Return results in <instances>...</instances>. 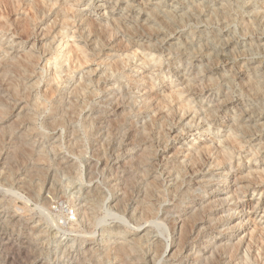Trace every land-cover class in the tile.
I'll list each match as a JSON object with an SVG mask.
<instances>
[{"label": "rangeland", "instance_id": "obj_1", "mask_svg": "<svg viewBox=\"0 0 264 264\" xmlns=\"http://www.w3.org/2000/svg\"><path fill=\"white\" fill-rule=\"evenodd\" d=\"M13 1L0 0V103L9 108L8 116L0 113L7 117L0 121V264H167L169 252L158 256L153 249L178 237L171 224L178 213L187 217L188 230L211 216L204 227L221 226L218 240L238 231L235 241L244 242L228 259L234 264H264V0ZM25 21L26 35L19 26ZM100 24L112 25L110 36ZM43 32L49 35L41 37ZM27 50L39 55L37 64L24 76L9 77L10 61ZM76 86H85L82 93ZM149 92L155 100L144 107ZM114 111L113 125L99 119ZM194 146L225 153L237 183L218 186L216 175L230 165L214 170L215 154L204 155L206 162L199 160L188 174L185 162ZM146 148L147 163L130 164L127 157ZM104 165L114 172H104ZM204 174L213 183L191 191L192 205L218 186L216 194L226 189L229 206L185 208L177 184L185 188ZM117 175L124 182L118 191L112 189ZM237 187L239 201L232 200ZM204 239L189 241L193 253ZM187 261L181 255L173 263Z\"/></svg>", "mask_w": 264, "mask_h": 264}, {"label": "bare ground", "instance_id": "obj_2", "mask_svg": "<svg viewBox=\"0 0 264 264\" xmlns=\"http://www.w3.org/2000/svg\"><path fill=\"white\" fill-rule=\"evenodd\" d=\"M4 1V0H3ZM5 1H7V3L9 2V1H13V0H5ZM36 2V1H35ZM34 2V3H35ZM138 2V1H137ZM5 3V2H4ZM12 3H15V1H13ZM12 3H10V4H12ZM37 3V2H36ZM3 4V3H2ZM9 4V5H10ZM39 4V3H38ZM16 5H17V3H16ZM42 5V4H41ZM40 5V6H41ZM15 6V5H14ZM34 7H35V5H33ZM39 6V5H38ZM37 6V7H38ZM102 6V5H101ZM10 7V6H9ZM36 7V8H37ZM44 7V6H43ZM42 7V8H43ZM35 8V9H36ZM45 8V7H44ZM207 8V7H206ZM10 9H12V8H10ZM15 9H16V6H15ZM14 9V10H15ZM33 8H31V10H32ZM39 9V8H38ZM36 11H37V9H36ZM9 13V12H8ZM35 13V12H34ZM37 13V12H36ZM39 13V12H38ZM2 14V13H1ZM10 14V13H9ZM34 15V14H33ZM37 15V14H36ZM30 16V15H29ZM32 16V15H31ZM30 16V17H31ZM38 16V15H37ZM25 17V16H24ZM61 17V16H60ZM60 17H58V18H60ZM149 17V16H148ZM229 17V16H228ZM256 17V16H255ZM257 17H259V16H257ZM26 18V17H25ZM33 18L34 17H32V20H33ZM260 18V17H259ZM1 19H2V17H1ZM18 19H20V17H18ZM22 19V18H21ZM88 19V18H87ZM157 19V18H156ZM161 19V18H160ZM254 19V18H253ZM258 19V18H257ZM24 20V19H23ZM31 20V19H30ZM84 20V19H83ZM89 20V19H88ZM121 20V19H120ZM2 21V20H1ZM12 21V20H11ZM16 22L18 21V20H15ZM94 21V20H93ZM159 21V20H158ZM254 21V20H253ZM20 22V21H19ZM22 22V21H21ZM26 22V21H25ZM89 22V21H88ZM96 22V21H95ZM119 22V21H118ZM173 22V21H172ZM258 24V26L260 25L261 26V24H260V21L258 20V21H256ZM1 23H3V22H0V24ZM24 23V22H23ZM22 23V25L23 26H21V24L19 25L21 28L22 27H24L23 29H24V34L26 35V32L28 33V32H30V31H26L28 28H29V25H28V23L26 22V25L25 24H23ZM56 23V22H55ZM96 23H99V22H96ZM121 23V22H120ZM248 23V22H247ZM9 24H10V22H9ZM12 24H13V22H12ZM64 24H66V23H64ZM69 24V23H68ZM67 24V25H68ZM90 29H92V28H95V27H93L94 25H95V23H92V21H90ZM102 24V23H101ZM98 25L99 26V29H101V31L102 32H105V34H107L108 32L110 33V32H112L113 31V29H111L110 27L112 26V25H110L109 27H107L108 25L107 24H105V25H107V26H105V25ZM104 24V23H103ZM110 24V23H109ZM31 25V24H30ZM53 25V24H52ZM51 25V26H52ZM70 25V24H69ZM7 26V25H6ZM5 26V27H6ZM64 26V25H63ZM87 26V25H86ZM91 26H92V28H91ZM125 26V25H124ZM246 27H247V25H245ZM250 26V25H249ZM253 26V25H252ZM263 26V25H262ZM3 27V26H2ZM10 27H11V25H10ZM256 27V26H255ZM46 28V27H45ZM52 28V27H51ZM97 28V27H96ZM115 28V27H114ZM131 28H135V27H131ZM136 28H137V26H136ZM31 29V28H30ZM29 29V30H30ZM49 30H50V28H48ZM89 29V28H88ZM89 29V30H90ZM251 29V28H250ZM258 29V28H257ZM259 29H260V27H259ZM264 29V28H263ZM2 30V29H1ZM5 30V29H4ZM45 30V29H44ZM43 30V31H44ZM53 30V29H52ZM61 30H62V27H61ZM94 30V29H93ZM112 30V31H111ZM115 30V29H114ZM253 30H255V29H253ZM26 31V32H25ZM46 31H48V30H46ZM51 31V30H50ZM49 31V32H50ZM97 31V30H96ZM250 31V30H249ZM249 31H248V33H249ZM7 32V31H6ZM45 32V31H44ZM43 32V34L41 35V37H43V36H46L47 37V34H48V32H46V33H44ZM90 32H91V30H90ZM95 32V31H94ZM94 32H92V33H94ZM102 32H101V34H102ZM244 32H247V30L246 31H244ZM252 32V31H251ZM255 32V31H254ZM14 33V32H13ZM23 33V32H22ZM89 33V32H88ZM108 33V34H109ZM21 34V33H20ZM95 34H97V33H95ZM111 34V33H110ZM110 34H109V36H110ZM244 34V33H243ZM18 35V34H17ZM49 35V34H48ZM115 35V34H114ZM170 35V34H169ZM175 35V34H174ZM29 36V35H28ZM101 36V35H100ZM112 36V35H111ZM148 36V35H147ZM168 36V35H167ZM20 37H22V36H20ZM34 37V36H33ZM142 37V36H141ZM88 38V37H87ZM103 38V37H102ZM106 38V37H105ZM108 39H109V37H107ZM26 39V38H25ZM42 39V38H41ZM104 39V38H103ZM111 39V38H110ZM163 39V38H162ZM165 39H166V37H165ZM45 40V39H44ZM91 41V40H90ZM105 42H106V40H104ZM112 41V40H111ZM36 42V41H35ZM21 43V42H20ZM135 43H136V41H135ZM34 44V43H33ZM44 46V43L43 44H41L40 46ZM47 45V44H46ZM50 45V44H49ZM175 45V44H174ZM119 46V45H118ZM155 46V45H154ZM51 47V46H50ZM122 47V46H121ZM178 47V46H177ZM180 47V46H179ZM43 48V47H42ZM83 48V47H82ZM115 48V47H114ZM204 48V47H203ZM202 48V49H203ZM122 49V48H121ZM157 49V48H156ZM175 49H177V48H175ZM30 50H35L34 48H32V49H30ZM44 50V49H43ZM119 50V49H118ZM171 50V49H170ZM33 51H29L28 52V50L27 51H25V53H21V54H19V56H16V58H12V59H15V60H13L12 62L10 61V64H8L9 62V60H6L8 63V65H10L9 66V72L11 73V75L9 76V77H16V76H22L23 74L22 73H25V74H27V71H28V69H32V67H34V65H36L37 64V59L39 58L38 56H36V52H35V54H34V52ZM50 51H51V49H50ZM180 51V50H179ZM23 52H24V50H23ZM45 53L47 52V51H44ZM78 53V52H77ZM76 53V54H77ZM8 54H9V51H8ZM15 54V53H14ZM45 55V54H44ZM4 56V55H3ZM79 56V55H78ZM78 56H76V58H78ZM97 56V55H96ZM224 56V55H223ZM80 57V56H79ZM219 57V56H218ZM221 57V56H220ZM5 58V57H4ZM80 59H81V57H80ZM221 59V58H220ZM11 60V59H10ZM217 60V59H216ZM4 61V60H3ZM114 61V60H113ZM115 63V62H114ZM113 64V63H112ZM1 65V64H0ZM115 65V64H114ZM6 66V65H5ZM109 67H110V65H109ZM120 68V67H119ZM30 69V70H31ZM117 69V68H116ZM123 70V69H122ZM7 71H8V69H7ZM36 71V70H35ZM9 73V74H10ZM1 74V73H0ZM30 74V72H28V75ZM32 74V73H31ZM31 74L29 75V76H31ZM1 76V75H0ZM5 76V75H4ZM24 76V75H23ZM27 76V75H26ZM3 77V76H2ZM8 77V78H9ZM5 78L7 79V77L5 76ZM11 79V78H10ZM213 79V78H212ZM14 79H12V81H13ZM17 80V79H16ZM6 81V80H5ZM6 83H7V81H6ZM23 83V82H22ZM140 83V82H139ZM197 84V83H196ZM248 84V83H247ZM5 85V84H4ZM9 85V84H8ZM17 85H18V83H17ZM24 85V84H23ZM79 85H81V84H79ZM135 85V84H134ZM194 85V84H193ZM251 84H249V86H250ZM10 86V85H9ZM12 86V85H11ZM11 86H10V88H11ZM21 86V85H20ZM25 86V85H24ZM188 86V85H187ZM190 86V85H189ZM14 87V86H13ZM13 87H12V89H13ZM16 87V86H15ZM81 88L83 87V86H80ZM80 87H79V89H78V86H76V88H75V90H77L76 91V93H82L81 91H82V89H80ZM85 87V86H84ZM83 87V88H84ZM111 87V86H110ZM140 87V86H139ZM193 87V86H192ZM201 87H202V85H201ZM250 87H252V86H250ZM249 87V88H250ZM3 88H4V86H3ZM17 88V87H16ZM103 88V87H102ZM105 88V87H104ZM103 88V89H104ZM149 88V87H148ZM200 88V87H199ZM198 88V89H199ZM255 88V87H254ZM253 88V89H254ZM18 89V88H17ZM153 89V88H152ZM195 89V88H194ZM11 90V89H10ZM26 90H28V89H26ZM25 90V91H26ZM74 90V89H73ZM140 90V89H139ZM154 90V89H153ZM200 90V89H199ZM201 90H202V88H201ZM204 90V89H203ZM84 91V90H83ZM116 91V90H115ZM115 91H113L114 92V94H116L115 93ZM125 91V90H124ZM145 91V90H144ZM151 91V90H150ZM196 91H198V90H196ZM10 92V91H9ZM9 92L7 93V94H9ZM203 92V91H202ZM12 93V95H15L17 92H16V89L15 90H13V92H11ZM104 93V92H103ZM148 93V92H147ZM156 93V92H155ZM5 93H3V94H0V100H2V98L4 97L3 95H4ZM110 94H111V92H110ZM110 94H108L109 95V98L111 97L110 96ZM114 94H111V95H114ZM152 92L150 93L149 92V94H147L148 95V97H146L145 98V103H144V105H146V106H144V107H147V105H150V103H151V101H152V99H154L153 98V96H154V94H153V96H152ZM79 95V94H78ZM120 96H122V94H119ZM132 95V94H131ZM156 95H158V94H155V96ZM11 96V95H10ZM9 96V97H10ZM16 96H17V94H16ZM76 96V95H75ZM115 96V95H114ZM114 96H112V98H110L109 100H111V99H113V97ZM117 96H118V94H117ZM116 96V97H117ZM124 97H126V95L124 94L123 95ZM122 96V97H123ZM159 96V95H158ZM14 97V96H13ZM64 97H66V96H64ZM128 97V96H127ZM12 98V97H11ZM156 98H157V96H156ZM229 98V97H228ZM15 99V98H14ZM61 99V98H60ZM121 99V98H120ZM127 99V98H126ZM128 99H129V97H128ZM158 99V98H157ZM108 100V99H107ZM106 100V101H107ZM116 100H119V99H115V101ZM123 100V99H122ZM143 100V99H142ZM155 100V99H154ZM160 100V99H159ZM5 101H7V100H5ZM4 101V102H5ZM71 101H74V100H71ZM162 101V100H161ZM160 101V102H161ZM164 101V100H163ZM226 101V100H225ZM229 101V100H228ZM65 102V101H64ZM63 102V103H64ZM111 102V101H110ZM113 102V101H112ZM123 102V101H122ZM130 102H131V100H130ZM134 102V101H133ZM9 103V102H8ZM13 103H15V102H13ZM74 103H76V102H74ZM118 103V102H117ZM132 103V102H131ZM225 103V102H224ZM7 104V103H6ZM135 104V105H134ZM133 105L134 106H136V104H137V102L136 103H134ZM9 105H11V104H9ZM15 105H16V103H15ZM15 105H13V107L15 106ZM62 105V104H61ZM106 105V104H105ZM107 105H108V102H107ZM118 105H119V103H118ZM124 105V104H123ZM126 105V104H125ZM131 105V104H130ZM138 105V104H137ZM58 106V105H57ZM133 106V107H134ZM143 106H142V109H143ZM10 107V106H9ZM68 107V106H67ZM73 107V106H72ZM72 107H70V108H72ZM116 107H117V105H116ZM155 107H157V106H155ZM235 107V106H234ZM10 108H12V107H10ZM14 108H16V107H14ZM23 108V107H22ZM55 108V107H54ZM69 108V107H68ZM69 108V109H70ZM131 108V107H130ZM154 108V107H153ZM158 108V107H157ZM72 109H75V106H74V108H72ZM138 109H139V107H138ZM148 109V108H147ZM146 109V110H147ZM150 109V108H149ZM184 109V108H183ZM16 110V109H15ZM54 110V109H53ZM118 110V109H117ZM135 110V109H134ZM137 110V109H136ZM141 110V109H140ZM159 110V109H158ZM157 110V111H158ZM0 113L2 114V115H4V117H5V115L9 112V108H8V106H3L2 107V105H1V103H0ZM11 111V110H10ZM74 111V110H73ZM113 111V110H112ZM143 111V110H142ZM149 111V110H148ZM160 111V110H159ZM59 112V111H58ZM117 112V111H116ZM116 112L114 111L113 113H111V114H108V115H105V116H102V115H104V114H101L100 115V117H99V119L101 118L102 120H107L108 121V123L111 125V123H112V120L113 119H110L111 117H114L115 115H116ZM133 112V111H132ZM156 112V111H155ZM61 113V112H60ZM130 113V112H129ZM128 113V114H129ZM157 113V112H156ZM0 114V115H1ZM98 114V113H97ZM120 114V113H119ZM124 114H126V112L124 113ZM123 114V115H124ZM137 114V113H136ZM1 115V116H2ZM55 115V114H54ZM96 115V114H95ZM122 115V114H121ZM141 115V114H140ZM161 115V114H160ZM6 116H8V114L6 115ZM94 116V115H93ZM132 116V115H131ZM252 116V115H251ZM23 117V116H22ZM116 117V116H115ZM122 117V116H121ZM124 117H126V115H124ZM129 116H127V118H128ZM137 117V116H136ZM7 118V117H6ZM6 118H0V121L2 120L3 121V119L5 120ZM18 118V117H17ZM20 118V117H19ZM18 118V119H19ZM94 118V117H93ZM92 118V119H93ZM95 118H96V116H95ZM118 118H119V116H118ZM123 118V117H122ZM126 118V119H127ZM89 119V118H88ZM91 119V120H92ZM117 119V118H116ZM119 119H121V118H119ZM7 120V119H6ZM21 120V119H20ZM90 120V119H89ZM118 120V119H117ZM128 120V119H127ZM152 120V119H151ZM93 121V120H92ZM97 121V120H96ZM95 121V122H96ZM114 121V120H113ZM135 121V120H134ZM7 122V121H6ZM99 122V121H98ZM120 122V121H119ZM122 122V121H121ZM126 122V121H125ZM129 122H130V120H129ZM139 122V121H138ZM145 122V121H144ZM1 123V122H0ZM114 123V122H113ZM113 123H112V125H113ZM117 123V122H116ZM115 123V124H116ZM128 123V122H127ZM155 123V122H154ZM95 124V123H94ZM147 124V123H146ZM119 125V124H118ZM136 125V124H135ZM3 126H4V124H3ZM2 126V127H3ZM100 126V125H99ZM107 126H109V125H107ZM137 126V125H136ZM124 127V126H123ZM134 127V126H133ZM143 127H144V125H143ZM142 127V128H143ZM147 127H149V126H147ZM152 127V126H151ZM1 128V127H0ZM109 128H111V127H109ZM122 128V127H121ZM130 128V127H129ZM131 128H132V126H131ZM137 128V127H136ZM145 128V127H144ZM150 128V127H149ZM2 129V128H1ZM112 129V128H111ZM128 129V128H127ZM105 130V129H104ZM122 130V129H121ZM140 130V129H139ZM144 130H146V129H144ZM151 130V129H150ZM73 131H75V130H73ZM126 131V130H125ZM142 131V130H141ZM127 132V131H126ZM126 132H124L125 133V136L127 135L126 134ZM145 132V131H144ZM147 132H149V131H147ZM116 133H118V132H116ZM128 133V132H127ZM142 133V132H141ZM76 134V133H75ZM74 134V135H75ZM101 134V133H100ZM109 134V133H108ZM146 134V133H145ZM98 135V134H97ZM106 135H107V133H106ZM113 135V134H112ZM112 135H110V137L112 136ZM118 135H120L119 133H118ZM102 136V135H101ZM122 136H124V135H122ZM121 136V137H122ZM135 136H137L136 134H135ZM143 136V135H142ZM150 136V135H149ZM118 137V136H117ZM72 138V137H71ZM102 138V137H101ZM126 138V137H125ZM137 138V137H136ZM140 138V137H139ZM143 138V137H142ZM144 138H146V137H144ZM23 139V138H22ZM106 139V138H105ZM72 140V139H71ZM75 140H77V139H75ZM123 140V139H122ZM134 140V139H133ZM148 140V139H147ZM150 140V139H149ZM126 141V140H125ZM130 141V140H129ZM137 141V140H136ZM105 142V141H104ZM133 142V141H132ZM126 143V142H125ZM130 143V142H129ZM153 143V142H152ZM17 144V143H16ZM76 144V143H75ZM144 144V143H143ZM20 145V144H19ZM192 145V144H191ZM194 145V144H193ZM13 146V145H12ZM15 146V145H14ZM22 146V145H21ZM135 146V145H134ZM154 147V146H153ZM193 147V146H192ZM205 147V146H204ZM14 148V147H13ZM151 148V147H150ZM194 148H195V150H196V153H195V155L193 156V155H191L192 153H194L195 151H192V153L189 155L190 157H188L187 155V157H188V159H186L187 161L185 162L186 163V172L188 173V171H190L191 172V170L194 172L195 170H194V168H195V166L199 163V164H201L200 162H201V159L203 160V156L205 155L206 156V154H210V156L209 157H213V155L214 156H216V159H218L219 160V162L217 163L216 162V164L214 165V167H213V169L214 170H217V169H219V167H221L222 168V166L224 167V166H227V165H230V159H229V157L227 158V156H225L224 154H222V152L221 151H219L218 149L216 150V149H214V148H212V146H210V148H207V146H206V148H201V146L200 147H195L194 146ZM9 149V148H8ZM12 149V148H11ZM119 149V148H118ZM149 149V148H148ZM16 150V149H15ZM216 150V151H215ZM152 151V150H151ZM154 151V150H153ZM7 152V151H6ZM117 152V151H116ZM141 154L139 153V154H137L138 153V151H137V153L136 154H134L133 156H128L127 157V159L130 157V160H129V162H130V164H131V162H134L135 161V163H137V161H138V163H139V160H140V163H139V166L140 165H142V164H145V163H147V159H148V156H149V152H148V150H147V148L146 149H143V150H141ZM215 152V153H214ZM16 153V152H15ZM131 153V152H130ZM190 153V152H189ZM188 153V154H189ZM13 154V153H12ZM133 154V153H132ZM156 154V153H155ZM154 154V155H155ZM208 154V155H209ZM213 154V155H212ZM15 155V154H14ZM7 156H8V154H7ZM106 156V155H105ZM105 156H104V158H105ZM153 156V155H152ZM186 156H185V158H186ZM191 156H193V157H191ZM94 157V156H93ZM92 157V158H93ZM99 157V156H98ZM107 157V156H106ZM157 157V156H156ZM124 158V157H123ZM100 159V158H99ZM160 159V158H159ZM206 159H207V157H206ZM212 159V158H211ZM150 160V159H149ZM163 160V159H162ZM200 160V162H198ZM205 160V159H204ZM203 160V161H204ZM102 161V160H101ZM127 161V160H126ZM151 161V160H150ZM145 162V163H144ZM161 162V161H160ZM176 162V161H175ZM182 162V161H181ZM205 162H206V160H205ZM212 162V161H211ZM94 163V162H93ZM97 163V162H96ZM95 163V164H96ZM137 163V164H138ZM150 163H152V162H150ZM204 163V162H203ZM107 164V163H106ZM129 164V163H128ZM134 164V163H133ZM152 164H154V163H152ZM157 164V163H156ZM198 164V165H199ZM166 165V164H165ZM205 165V164H204ZM213 165V164H212ZM211 165V166H212ZM92 166H93V164H92ZM104 166H106L105 168L106 169H104V172L105 171H107V172H109V171H111L112 169L111 168H109V166H107V165H104ZM103 166V167H104ZM120 166V165H119ZM134 166V165H133ZM132 166V167H133ZM144 166V165H143ZM154 166H157V165H154ZM203 166V165H202ZM211 166H210V168H211ZM158 167V166H157ZM174 167V166H173ZM194 167V168H193ZM209 167V166H208ZM92 168H94V167H92ZM116 168V167H115ZM138 168V167H137ZM177 168H179V167H177ZM182 168V167H181ZM196 168H198V167H196ZM231 168H232V166L230 165L227 169H226V171H225V175H216V177L218 178V181H217V183H219L220 185H218V186H222V188H226V186H227V183H229V181H230V185H232L233 183L234 184H236L237 183V180L235 179V174H232L231 173ZM173 169H175V168H173ZM180 169V168H179ZM206 169H207V167H206ZM138 170H139V168H138ZM138 170H136V171H138ZM146 170H148V169H146ZM149 170H151V169H149ZM153 170V169H152ZM171 170V169H170ZM176 170V169H175ZM178 170V169H177ZM184 170V169H183ZM182 170V171H183ZM200 170V169H199ZM202 170V169H201ZM211 170V169H210ZM90 171V170H89ZM96 171V170H95ZM113 172H114V170H112ZM143 171V170H142ZM163 171V170H162ZM91 172V171H90ZM102 172V171H101ZM141 172V171H140ZM144 172V171H143ZM146 172V171H145ZM160 172V171H159ZM167 172V171H166ZM192 172V174H194V175H196L195 173H193ZM199 172V171H198ZM92 173V172H91ZM118 173H120V172H118ZM203 173V172H202ZM101 174V173H100ZM117 174V173H116ZM131 174V173H130ZM163 174V173H162ZM168 174V173H167ZM189 174V173H188ZM187 174V175H188ZM191 174V173H190ZM210 174V173H209ZM216 174V173H215ZM120 175V174H119ZM119 175H117L116 176V178H115V184L112 186V189L113 190H122V185H123V177L122 176H119ZM122 175V174H121ZM132 175V174H131ZM140 175V174H139ZM142 175H144V174H142ZM147 175V174H146ZM170 175H171V173H170ZM93 176V175H92ZM101 176V175H100ZM103 176V175H102ZM112 176V175H111ZM145 176V175H144ZM150 176V175H149ZM153 176V175H152ZM156 176H160V175H156ZM131 177V176H130ZM146 177V176H145ZM170 177V176H169ZM15 179L14 180H16L17 178L16 177H14ZM176 178V177H175ZM195 179H191V180H189L190 182L188 183L187 182V186L185 187V188H183V186H184V184H181L180 182H179V184H177L176 182V184H177V188H176V192H177V194L183 199V203L186 205V207L185 208H193V210H194V212H197V210L199 209V211L202 209V211H203V209L204 210H208V209H212V208H214V207H216L217 205H220L221 206V208H222V206L223 205H227V206H229L228 204H229V201L227 200V198H225L224 197V191H226V189H223L222 190V192L223 193H220V194H216V192H218L219 191V189L217 188L218 186H216V187H214V190L212 191V193L213 194H207L206 195V197L202 194V195H197V197L199 198V200H198V202L199 203H197V204H195V205H192V201H191V199L193 200V198L195 199V196L193 195L194 193H192L191 191H193V189L196 187L197 188V190H201V188H203V183H208V185H209V183H211V180L210 181H208L207 180V176L204 174L203 176H201V177H194ZM209 178H210V176H209ZM19 179L20 178H18L17 180L19 181ZM127 179V178H126ZM212 179V178H211ZM26 180V179H25ZM104 180V179H103ZM143 180V179H142ZM151 180V179H150ZM166 180V179H165ZM238 180H239V178H238ZM22 181H23V179H22ZM27 181V180H26ZM105 181V180H104ZM107 181V180H106ZM119 181L121 182L120 184H119ZM154 181V180H153ZM182 181V180H181ZM208 181V182H207ZM28 182V181H27ZM110 182V181H109ZM108 182V183H109ZM157 182V181H156ZM127 183V182H126ZM125 183V184H126ZM128 183H130V182H128ZM154 183H155V181H154ZM159 183V182H158ZM173 183V182H172ZM212 183H213V181H212ZM211 183V184H212ZM215 183V182H214ZM25 184V183H24ZM30 184V183H29ZM29 184H28V186H29ZM105 184V183H104ZM112 184V183H111ZM152 184V183H151ZM157 184V183H156ZM239 184V183H238ZM127 185V184H126ZM146 185H147V183H146ZM146 185H145V187H146ZM205 185V184H204ZM207 185V184H206ZM229 185V186H230ZM28 186H27V188H28ZM31 186V185H30ZM148 186H149V183H148ZM158 186V185H157ZM162 186V185H161ZM95 187V186H94ZM108 187V186H107ZM125 187V186H124ZM127 187V186H126ZM125 187V188H126ZM154 187V186H153ZM239 187V186H238ZM238 187H237V189L234 191V193H235V195L233 194L232 196H234L233 197V199L232 200H237L239 197H241V196H239V195H241V193H243V192H241V193H239L240 191H239V189H238ZM125 188H123V189H125ZM128 188V187H127ZM148 188H152V187H148ZM146 189H147V187H146ZM145 189V190H146ZM153 189V188H152ZM152 189H151V191H152ZM40 190V189H39ZM39 190H38V192H39ZM128 190V189H127ZM144 190V189H143ZM143 190H141V191H143ZM148 190H150V189H148ZM155 190V189H154ZM157 190H159V189H157ZM171 190V189H170ZM30 191V190H29ZM36 191V190H35ZM167 191H168V189H167ZM172 191H173V188H172ZM32 192V191H31ZM42 192V191H41ZM93 192V191H92ZM98 192V191H97ZM128 192V191H127ZM130 192V191H129ZM129 192L127 193V195L129 194ZM139 192V191H138ZM154 192V191H153ZM156 192V191H155ZM194 192V191H193ZM197 192V191H196ZM90 193V192H89ZM122 193V192H121ZM147 193H148V191H147ZM151 193V192H150ZM150 193H149V195H150ZM200 193V192H199ZM233 193V192H232ZM40 194V193H39ZM119 194V193H118ZM126 194V193H125ZM171 194V193H170ZM169 194V195H170ZM173 194H174V192H173ZM227 194V193H226ZM90 195V194H89ZM88 195V196H89ZM140 195V194H139ZM138 195V196H139ZM146 195V194H145ZM229 195V194H228ZM92 196V195H91ZM157 196H158V194H157ZM160 196H162V194H160ZM172 196V195H171ZM125 197V196H124ZM123 197V198H124ZM147 197V196H146ZM149 197V196H148ZM169 197V196H168ZM196 197V198H197ZM118 198V197H117ZM126 198V197H125ZM157 198V197H156ZM89 199H91L90 197H89ZM143 199V198H142ZM241 199V198H240ZM160 200H161V198H160ZM177 200V199H176ZM186 200H188V201H186ZM196 200V199H195ZM242 200V199H241ZM148 201V200H147ZM153 201V200H152ZM152 201H150V202H152ZM237 201H239V200H237ZM236 201V202H237ZM92 202V201H91ZM144 202V201H143ZM160 202V201H159ZM196 203V202H195ZM92 204V203H91ZM150 204V203H149ZM148 204V205H149ZM156 204V203H155ZM160 204V203H159ZM236 204V203H235ZM237 204H238V202H237ZM236 204V205H237ZM148 205H147V207H148ZM151 205V204H150ZM153 205V204H152ZM85 206V205H84ZM86 206H87V204H86ZM95 206V205H94ZM140 206V205H139ZM141 207V206H140ZM139 207V208H140ZM178 207V206H177ZM237 207V206H236ZM240 207H242L241 205H240ZM93 208H95V207H93ZM146 208V207H145ZM157 208V207H156ZM164 208V207H163ZM191 208V209H192ZM231 208V207H230ZM228 209L227 211H229V212H231L235 207H233V209ZM237 208H239V207H237ZM143 209V208H142ZM158 209V208H157ZM165 209H167V208H165ZM236 209V208H235ZM234 209V210H235ZM244 209V208H243ZM177 210V209H176ZM226 210V209H225ZM241 210V209H240ZM94 211V210H93ZM143 211H145L146 212V210H143ZM148 211V210H147ZM149 211H150V208H149ZM210 211V210H209ZM242 211V210H241ZM244 211V210H243ZM152 212V211H151ZM150 212V213H151ZM154 212H155V210H154ZM193 212V211H192ZM205 212V211H204ZM208 212V211H207ZM236 212V211H235ZM156 213H157V210H156ZM202 213V212H201ZM228 213V212H227ZM237 213V212H236ZM235 213V214H236ZM153 214V213H152ZM151 214V215H152ZM160 214V213H159ZM182 213H178V216L176 217V218H173L174 219V221L172 220V219H170V222L171 221H173V222H171V224H173V229H174V232L175 231H178V233H177V238L175 237L174 239L173 238H171L172 240H171V244L169 245V244H163L162 243V245L160 244L159 245V243L155 246V248L153 249V250H155V252H156V254L159 256V253L160 252H162V254H160L161 256H163L164 254H167L168 252H169V254H168V256H167V258H166V260H167V264H174L173 263V261H175L176 260V258L178 257V256H181V255H183L185 258H187V259H189L190 260V262L189 261H187V262H189L188 264H234L232 261H229L228 259H230V260H232V258H234L233 256H234V254H235V252H236V250L238 249V247H239V245H241L242 244V242H244L243 240H240L239 239V242L237 241V239H236V241L238 242V243H236V241H235V239H234V237L233 236H235V238H237L238 237V231H237V234H235V235H223V237H221V239L220 240H218V237H217V235H220V234H223L224 232H223V230L224 229H222V230H219L220 229V227L221 226H219V225H216L215 223H217V222H215L214 224L215 225H213L212 226V224L213 223H211L210 225L211 226H209V227H207L206 226V228L204 227L205 226V224L206 223H209V221L211 220V216H210V218L208 219V221H206L205 223H201V224H193V225H195V226H193L192 227V230H188V224L189 223H187L188 221H187V217L185 218V217H181L182 215H181ZM195 213H193L192 214V216L194 215ZM225 214V213H224ZM229 214V213H228ZM168 215V214H167ZM230 215H232L231 217H233L234 216V212H233V214L231 213ZM153 216H154V214H153ZM173 216V215H172ZM225 216V215H224ZM189 217V216H188ZM213 217V216H212ZM226 217V216H225ZM172 218V217H171ZM191 218V217H190ZM193 218V217H192ZM202 219H203V217H201ZM234 218V217H233ZM189 219V218H188ZM219 219H220V216H219ZM225 219V218H224ZM223 219V220H224ZM125 220V219H124ZM167 220L169 221V217L167 216ZM190 220V219H189ZM194 220V219H193ZM197 220V219H196ZM165 221V220H164ZM98 222V221H97ZM197 222V221H196ZM166 223V222H165ZM194 223V222H193ZM244 223V222H243ZM98 224V223H97ZM218 224V223H217ZM221 224V223H220ZM238 224V223H237ZM170 225V224H169ZM221 225H223V224H221ZM238 226V225H237ZM240 226H242L241 225V223H240V225H239V227H236V226H233V227H236L234 230H237L238 228H240ZM172 227V226H171ZM191 227V226H190ZM189 227V228H190ZM204 227V228H203ZM224 227V226H223ZM222 227V228H223ZM232 227V228H233ZM191 229V228H190ZM217 230H219L218 231V233H217V235H215V231H217ZM226 231H227V229H225ZM228 232H229V230H228ZM227 233V232H226ZM228 234V233H227ZM233 234V233H232ZM227 236V237H226ZM201 237H205V239L202 241V244H201V246H198L197 247V245L195 246L196 248H195V252L193 253L192 251V247H190L189 246V241L190 240H196V239H198V238H201ZM224 237H226V238H224ZM223 240L225 241H227L228 243L227 244H225V243H223ZM254 240V239H253ZM136 241V240H135ZM162 241V240H161ZM198 241V240H197ZM235 241V242H234ZM259 241V240H258ZM120 242V241H119ZM261 242V241H260ZM135 243V242H134ZM256 243H258L257 241H256ZM124 244V243H123ZM200 244V243H199ZM195 245V244H194ZM193 245V246H194ZM110 246V245H109ZM114 246V245H113ZM261 246H264V245H261ZM260 246V247H261ZM112 247V246H111ZM117 247V246H116ZM120 247V246H119ZM117 247V249H115V250H117V252H121L123 249L120 247ZM124 247V246H123ZM129 247V246H128ZM127 247V248H128ZM249 247V246H248ZM169 248H170V251H168L169 250ZM247 248V247H246ZM131 249V248H130ZM152 249V248H151ZM248 249V248H247ZM108 250H110V249H108ZM121 250V251H120ZM125 250H126V247H125ZM133 250V249H132ZM250 250V249H249ZM249 250H247V251H249ZM109 252V251H108ZM108 252H106V253H108ZM125 252V251H124ZM123 252V253H124ZM127 252V251H126ZM128 252H129V250H128ZM134 252V251H133ZM154 252V253H155ZM238 252H239V250H238ZM245 252H246V250H245ZM118 253V254H119ZM148 253V252H147ZM248 253V252H247ZM247 253H246V255H247ZM109 254V253H108ZM117 254V255H118ZM121 254H122V252H121ZM121 254H120V256H121ZM126 254V253H125ZM155 254V255H156ZM245 254V253H244ZM264 254V253H263ZM107 255V254H106ZM124 255V254H123ZM122 255V256H123ZM127 255H129V254H127ZM154 255V254H153ZM157 255H156V257H157ZM236 255H237V252H236ZM242 255V254H241ZM108 256V255H107ZM119 257V256H118ZM127 257V256H126ZM229 257V258H228ZM250 257V256H249ZM124 258V257H123ZM140 258V257H139ZM240 258V257H239ZM246 258H247V256H246ZM246 258H245V260H246ZM155 259V258H154ZM158 259V258H157ZM164 259V258H163ZM236 259V258H235ZM255 259V258H254ZM253 259V260H254ZM263 259H264V257H263ZM135 260V259H134ZM234 260V259H233ZM243 260H244V258H243ZM252 260V259H251ZM256 260V259H255ZM249 261V260H248ZM258 261V260H257ZM137 262H139V261H137ZM141 262V261H140ZM241 263L240 264H243V261H240ZM126 263V262H125ZM128 263H129V261H128ZM135 263V262H134ZM152 263H154V262H152ZM101 264V263H100ZM122 264V263H121ZM175 264H176V262H175ZM239 264V263H238ZM245 264H246V262H245ZM250 264V263H249ZM253 264V263H252ZM257 264V263H256Z\"/></svg>", "mask_w": 264, "mask_h": 264}]
</instances>
